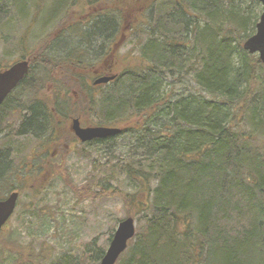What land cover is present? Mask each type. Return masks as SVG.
I'll return each mask as SVG.
<instances>
[{"label": "trees", "instance_id": "obj_1", "mask_svg": "<svg viewBox=\"0 0 264 264\" xmlns=\"http://www.w3.org/2000/svg\"><path fill=\"white\" fill-rule=\"evenodd\" d=\"M63 3L58 22L83 29L85 43L76 48L82 49L59 56L40 38L28 75L0 112L9 107L15 115L19 108L10 102L34 88L31 102L17 112L28 114L20 117L21 135L35 132L60 150H66L63 144L69 151L80 146L77 153L89 159L85 145L110 148L115 160L92 161L101 174L109 171L100 179L105 183L100 192L69 185L84 197L120 198L127 217L144 223L116 264H240L243 250L264 255V64L244 50L262 13L259 0H150L145 29L138 27L141 21L131 28L146 38L137 47L135 64L99 86L93 85L96 60L114 53L119 24L133 8L126 10L127 0ZM82 15L93 16H87L93 22L89 30ZM64 29L54 26L50 43L56 44ZM69 63L75 72L66 70ZM65 78L73 81L70 90ZM48 90L49 103L41 100ZM85 115L96 119L86 123ZM59 116L86 125L117 124L122 133L81 144L67 126L60 127ZM5 165L0 161V183L17 182V174H8L11 165ZM59 175L70 178L65 168ZM20 245L15 258L8 252L10 243L0 246V264H55L45 249L35 253L32 244ZM158 249L173 256L157 261ZM104 255H95L92 263L99 264Z\"/></svg>", "mask_w": 264, "mask_h": 264}, {"label": "rangeland", "instance_id": "obj_2", "mask_svg": "<svg viewBox=\"0 0 264 264\" xmlns=\"http://www.w3.org/2000/svg\"><path fill=\"white\" fill-rule=\"evenodd\" d=\"M149 1L127 0L126 10L128 7L133 9L127 13L126 22L122 23L121 20V24H119L120 31L113 45V47L115 46L114 53L101 61L99 58L96 60L95 69L99 70H93L95 77L98 71H103L110 65H113L114 73H121L123 69L135 64L133 60L139 56L137 47L146 38L142 36L143 32L140 33L138 28L132 32L131 28L134 23L141 21L138 27L142 25L145 29L149 20L145 7ZM65 6L66 3H63V0H0V72L9 69L18 62L31 60V54L43 36L46 46L54 48V52L59 56H67L68 52L70 53L73 49L76 53L82 49L76 48L85 43V41H81L83 29L74 28L71 23L61 24L58 22L62 15H57L65 11ZM260 9L262 10L261 5ZM81 12L83 14L84 10ZM91 12L95 13V10ZM143 13H145L144 16ZM73 14L81 15L79 12ZM87 16L93 17L92 15H82L80 18L84 21V29L89 30L93 22L88 23ZM135 16H138L139 19L135 20ZM58 25L64 26L63 31L65 32L57 35L54 41H57L56 44L53 42L51 44L49 36L53 32L54 26ZM95 50L98 51V44L95 46ZM91 56L94 58L96 55ZM60 58L62 59V57ZM78 60V57H75L73 63L76 64ZM66 67V70L71 72H75L77 68L70 63ZM67 80L68 78H65L62 83L69 89L73 81ZM110 88L112 90V86ZM186 89L193 88L189 86ZM102 91L100 90L99 93H104L107 90ZM33 92L34 88L26 89V96L23 97H27L24 101L25 106L31 102ZM46 93L48 96H42L41 100L48 102L53 96L49 90ZM83 95L84 91H80V96ZM71 96L74 98L75 95L71 93ZM18 97L20 96L18 95ZM64 98L66 97L64 96ZM19 110L14 112L15 115L10 113L9 109H3L0 112V161H3L7 166L11 165L8 174H17V182L13 179L10 182L0 183V200H5L14 191L20 193L15 215L1 233L0 246L5 247V244L10 243L8 252L12 254L13 258L21 251L20 244H32L35 253L40 252L42 248L45 249L44 254L50 256L51 261L55 264H83L84 262L94 264L92 263L94 256L102 251L106 253L118 225L128 218V211L120 198L84 197V193L82 195L76 193L69 184L72 183L77 189L88 186L91 187L92 192H100L102 185H105V183H100V179L104 177L103 174L109 171H102L103 174H101L100 168L95 166L92 161L97 160V165H99L108 162V160H115V158L110 148L85 145L87 153L90 155L89 159L77 153L80 146L74 145V148L69 151L63 144V148L68 150L66 153V150H60L57 144H48V137H36L35 132L28 130H24V134L21 135L19 132L20 117L28 116L23 112L19 116L17 113L21 112ZM96 116L98 115L96 114ZM67 119L63 116L58 117L62 129L66 126L69 129L71 127L72 118ZM94 119L96 117L90 119L88 117L86 123H93ZM109 128L119 129L121 127L115 124ZM66 130L68 131L67 128ZM66 140L63 138L60 142L63 143ZM52 153L58 155L57 159L50 158L49 154ZM64 156L66 159L62 163ZM62 168L66 169L70 178L66 180L63 179V176L60 178L59 174H61ZM55 169H60L58 170L59 174L55 172ZM111 184L116 186V182ZM124 187L128 188L127 182L124 183ZM133 219L136 232H138L144 223L142 221L140 223L137 218ZM170 256L173 255L167 249H158L153 257L157 261H164ZM239 260L240 264H264V255L259 254L258 251L243 250ZM8 263L15 264L13 261H8Z\"/></svg>", "mask_w": 264, "mask_h": 264}, {"label": "water", "instance_id": "obj_3", "mask_svg": "<svg viewBox=\"0 0 264 264\" xmlns=\"http://www.w3.org/2000/svg\"><path fill=\"white\" fill-rule=\"evenodd\" d=\"M262 5V14L257 24L256 33L244 43V50L250 54H257L264 64V0H259ZM30 71L29 61H21L4 72H0V106L6 98L25 79ZM116 76L102 77L94 85L107 84ZM72 130L82 143L96 139L115 137L122 133V129L109 127H81L79 119L73 120ZM19 200V193H12L7 199L0 201V233L3 227L14 215ZM136 235V225L133 218L123 220L114 234L110 246L100 264H116L119 257L127 250L129 242Z\"/></svg>", "mask_w": 264, "mask_h": 264}, {"label": "flooded vegetation", "instance_id": "obj_4", "mask_svg": "<svg viewBox=\"0 0 264 264\" xmlns=\"http://www.w3.org/2000/svg\"><path fill=\"white\" fill-rule=\"evenodd\" d=\"M110 57V56H109ZM114 69H113V65H110V66H107L104 70H103V74L104 75H109V74H113L114 73V71H113ZM116 75V74H115ZM97 76H99L98 74H97ZM19 86V85H18ZM18 86H17V88H18ZM16 88V89H17ZM15 89V90H16ZM9 97V96H8ZM8 97L6 98V101L8 100ZM14 100V99H13ZM26 100V98H23V100H22V98H19V99H17V100H15V101H17V103L16 102H13V101H11L10 102V104H9V106L11 107V106H13V105H15V104H17V106H18V108L19 107H21V108H19V109H23V108H25L26 106H25V104H24V101ZM6 101H4V103L6 102ZM18 102L20 103V106L18 105ZM2 104L1 106H0V108L2 107H4V105L5 104ZM9 107H7L6 109H8ZM27 109H29V108H27ZM26 109V110H27ZM30 110V109H29ZM28 115V114H27ZM74 119H76V118H73L72 119V123H73V120ZM78 119V118H77ZM79 121H80V123H81V127H83V128H88V127H94L93 125H86V124H84L80 119H79ZM72 123H71V127H70V131L72 132V134H74V136L77 138V141L79 142V143H81L82 144V142L78 139V137L75 135V133L73 132V130H72ZM93 142V141H92ZM87 143H91V142H87ZM84 144V143H83Z\"/></svg>", "mask_w": 264, "mask_h": 264}, {"label": "bare ground", "instance_id": "obj_5", "mask_svg": "<svg viewBox=\"0 0 264 264\" xmlns=\"http://www.w3.org/2000/svg\"><path fill=\"white\" fill-rule=\"evenodd\" d=\"M260 17H261V16H260ZM259 21H260V19H259ZM259 21H258V23H259ZM258 23H257V24H258ZM256 30H257V26H256ZM255 33H256V32H255ZM251 37H252V36H251ZM251 37H250V38H251Z\"/></svg>", "mask_w": 264, "mask_h": 264}]
</instances>
